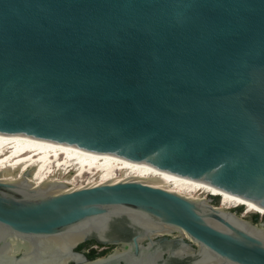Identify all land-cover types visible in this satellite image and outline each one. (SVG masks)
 Instances as JSON below:
<instances>
[{
	"label": "water",
	"instance_id": "95a60500",
	"mask_svg": "<svg viewBox=\"0 0 264 264\" xmlns=\"http://www.w3.org/2000/svg\"><path fill=\"white\" fill-rule=\"evenodd\" d=\"M0 134L144 164L264 208V0H0ZM30 175L0 178V264H200L204 253L264 264V221L218 196L135 177L36 186ZM116 223L183 231L196 258L137 238L96 259L76 249L105 242ZM72 235L62 262L56 243Z\"/></svg>",
	"mask_w": 264,
	"mask_h": 264
},
{
	"label": "bare ground",
	"instance_id": "6f19581e",
	"mask_svg": "<svg viewBox=\"0 0 264 264\" xmlns=\"http://www.w3.org/2000/svg\"><path fill=\"white\" fill-rule=\"evenodd\" d=\"M72 169L75 172L72 173ZM26 170L31 171L29 180L36 186L55 181L68 184V187L83 186L85 184L71 185V180L77 176H83L85 173L98 175L87 184L135 177L192 198H202L208 195L218 196L222 208L243 207V209L245 208L242 213L244 216L256 211L264 212V208L240 197L227 194L218 188L162 172L144 164L59 143L25 136L0 134V178L19 180ZM77 239H79L78 235H72L56 243L58 254L64 255L61 259L62 262L68 259L69 255L66 256L68 249ZM17 242L16 238H12L10 243H7L4 250L6 256H9L8 253L16 251ZM74 258L78 259V257ZM218 262L219 259L216 257L204 253L200 264H216Z\"/></svg>",
	"mask_w": 264,
	"mask_h": 264
},
{
	"label": "flooded vegetation",
	"instance_id": "af4514ba",
	"mask_svg": "<svg viewBox=\"0 0 264 264\" xmlns=\"http://www.w3.org/2000/svg\"><path fill=\"white\" fill-rule=\"evenodd\" d=\"M218 198L215 199V202ZM243 211V207L239 211ZM257 219V215L253 216ZM105 242L91 238L78 244L77 250L84 252L90 259L110 256L114 252L124 251L127 247L134 246V239L137 238L142 246L157 245L164 251L166 258L174 257L179 262L194 260L196 257L198 244L193 241L185 232L175 229L147 233L145 229L139 227H129L126 224L118 226L113 224L107 232ZM194 258V259H193Z\"/></svg>",
	"mask_w": 264,
	"mask_h": 264
},
{
	"label": "rangeland",
	"instance_id": "374dc122",
	"mask_svg": "<svg viewBox=\"0 0 264 264\" xmlns=\"http://www.w3.org/2000/svg\"><path fill=\"white\" fill-rule=\"evenodd\" d=\"M75 172L74 169H72V173ZM98 175L97 174H92V173H85L83 174V176H77L76 178H72L71 180V185H76V184H86L87 182L91 181V179L96 178ZM80 182V183H79ZM204 196V195H202ZM209 196V195H208ZM217 205H221L220 201L215 202ZM245 209V208H244ZM241 210L240 213L244 212ZM257 214L259 216V218L257 220L253 219V216ZM245 218L257 225H259L260 223H262L264 221V212H260V211H256L253 213H248L245 214Z\"/></svg>",
	"mask_w": 264,
	"mask_h": 264
},
{
	"label": "trees",
	"instance_id": "16d2710c",
	"mask_svg": "<svg viewBox=\"0 0 264 264\" xmlns=\"http://www.w3.org/2000/svg\"><path fill=\"white\" fill-rule=\"evenodd\" d=\"M258 219V218H257ZM257 219H255V220H257Z\"/></svg>",
	"mask_w": 264,
	"mask_h": 264
},
{
	"label": "built area",
	"instance_id": "2783aa9c",
	"mask_svg": "<svg viewBox=\"0 0 264 264\" xmlns=\"http://www.w3.org/2000/svg\"><path fill=\"white\" fill-rule=\"evenodd\" d=\"M87 183H88V182H87ZM87 183H86V184H87Z\"/></svg>",
	"mask_w": 264,
	"mask_h": 264
},
{
	"label": "clouds",
	"instance_id": "9594fccd",
	"mask_svg": "<svg viewBox=\"0 0 264 264\" xmlns=\"http://www.w3.org/2000/svg\"><path fill=\"white\" fill-rule=\"evenodd\" d=\"M257 215V214H256Z\"/></svg>",
	"mask_w": 264,
	"mask_h": 264
}]
</instances>
